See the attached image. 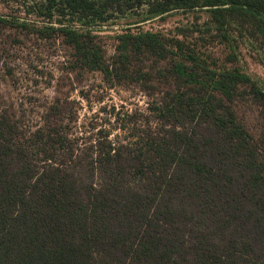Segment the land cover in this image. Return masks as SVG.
Returning a JSON list of instances; mask_svg holds the SVG:
<instances>
[{
    "label": "trees",
    "instance_id": "16d2710c",
    "mask_svg": "<svg viewBox=\"0 0 264 264\" xmlns=\"http://www.w3.org/2000/svg\"><path fill=\"white\" fill-rule=\"evenodd\" d=\"M47 3L48 17L98 22L122 7L197 15L168 35L124 31L108 60L90 32L39 30L62 35L73 69L149 103L123 114L125 141L99 130L83 147L66 125L25 131L0 112V264H264V155L232 107L264 93L206 47L264 30V0Z\"/></svg>",
    "mask_w": 264,
    "mask_h": 264
},
{
    "label": "rangeland",
    "instance_id": "374dc122",
    "mask_svg": "<svg viewBox=\"0 0 264 264\" xmlns=\"http://www.w3.org/2000/svg\"><path fill=\"white\" fill-rule=\"evenodd\" d=\"M47 7V0H0V112L25 131L56 123L66 125L73 137L80 138L78 145L82 147L99 130H110L111 139L118 136L125 141L128 133L119 130L121 118L126 112L146 111L149 99L145 93L135 84L110 87L97 72L73 69L74 52L62 35L42 36L39 30L64 27L90 32L108 60L117 46L116 37L124 31L141 29L168 35L176 27L191 26L197 14L174 11L154 17L147 14L146 6L134 10L122 7L109 11L108 19L98 22L77 15L61 17L55 9L48 17ZM198 15L199 27L204 28L209 15ZM230 34L228 44L206 47L221 60L234 54L236 61L227 67L248 75L264 93V30L254 35ZM245 91L232 107L264 155V102Z\"/></svg>",
    "mask_w": 264,
    "mask_h": 264
}]
</instances>
